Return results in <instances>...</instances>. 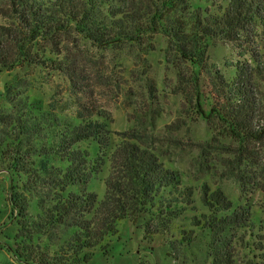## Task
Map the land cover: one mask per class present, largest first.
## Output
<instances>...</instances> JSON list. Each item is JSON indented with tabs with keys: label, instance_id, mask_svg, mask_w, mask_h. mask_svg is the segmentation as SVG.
I'll use <instances>...</instances> for the list:
<instances>
[{
	"label": "trees",
	"instance_id": "16d2710c",
	"mask_svg": "<svg viewBox=\"0 0 264 264\" xmlns=\"http://www.w3.org/2000/svg\"><path fill=\"white\" fill-rule=\"evenodd\" d=\"M199 1L0 0L5 20L0 24V72L41 65L39 43L59 39L69 30L98 48L128 44L144 51L152 47L153 35L163 34L181 65L208 77V95L202 98L197 91L198 114L236 144V165H254L258 189L264 188V161L252 162L246 154L251 144L264 146V57L254 66H235L226 76L208 66L206 53L209 41L221 38L242 40L251 47L246 54L256 57L245 33L264 27V0ZM54 65L74 88L83 79L66 58ZM192 82L197 86V76ZM89 95L75 91L68 113L48 102L0 116L6 126L0 170L12 181L20 179L22 191L32 198L18 200L13 194L22 219L17 225L25 234L16 249L27 263L88 262L93 250L117 232L119 221L136 224L141 219L150 236L169 233L176 221H186L189 228L178 233L180 244L193 242L198 231L206 233L209 264H237L233 238L247 251V264H264V232L262 226L254 230L249 206L207 182H187L136 134L115 141L109 113L85 105ZM85 142L97 151L81 148ZM98 174L103 175L101 197L91 189ZM31 229L51 235L56 243L34 246Z\"/></svg>",
	"mask_w": 264,
	"mask_h": 264
},
{
	"label": "rangeland",
	"instance_id": "374dc122",
	"mask_svg": "<svg viewBox=\"0 0 264 264\" xmlns=\"http://www.w3.org/2000/svg\"><path fill=\"white\" fill-rule=\"evenodd\" d=\"M4 23L0 16V24ZM250 31L245 37L254 44L256 57L246 54L251 47L242 40L214 38L206 52L208 66L226 76H231L235 66H254L256 59L264 57V27ZM150 44L148 51L128 44L102 49L74 30L59 39L41 41L37 48L44 63L22 64L0 72V116L28 104L45 106L48 102L68 113L74 107L73 93L87 92L90 99L84 100L85 105L109 113L115 141L125 134H136L187 182H207L221 188L237 204L249 206L254 230L262 226L264 232V188L258 189L254 165H247L246 169L240 162L236 165L232 154L236 144L215 130L211 119L198 114L195 103L199 92L202 98L208 95V77L189 64L181 65L163 34L153 35ZM62 58L83 76L75 88L55 69L54 63ZM195 76L197 86L192 82ZM260 89L264 91V86ZM5 127L0 122V151L4 147ZM80 147L97 151L95 145L87 142ZM263 147L261 143L249 145L246 154L252 162L264 161ZM102 176L95 177L91 188L97 190L99 197ZM20 184V179L12 181L7 171L0 170V264H31L16 249L25 234L17 225L22 219L16 212L13 194L18 200H32ZM29 211L36 214L32 207ZM174 225L169 233L150 236L141 219L136 224L121 220L117 232L107 236L93 250L92 258L81 264H209L208 235L198 231L193 242L180 244L179 230L189 226L183 220ZM31 231L34 246L56 243L51 235ZM232 243L236 263L247 264V251L237 244L236 238Z\"/></svg>",
	"mask_w": 264,
	"mask_h": 264
}]
</instances>
